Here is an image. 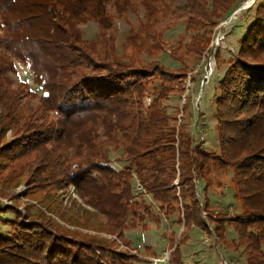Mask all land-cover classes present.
<instances>
[{"label": "trees", "instance_id": "obj_1", "mask_svg": "<svg viewBox=\"0 0 264 264\" xmlns=\"http://www.w3.org/2000/svg\"><path fill=\"white\" fill-rule=\"evenodd\" d=\"M239 2L186 0L175 9L139 0L143 19L125 38L124 61L109 35L114 16L107 5L121 18L136 8L131 0H0V195L15 201L0 207L13 215L8 235L0 234V264L142 262L124 238L129 228L143 229L150 213L136 200L134 180L182 228L168 264H184L181 247L192 227L208 236L205 243L213 236L226 246L229 226L231 249H241L246 264H264V0L213 87L215 135L205 136L215 138L218 152L189 137L186 102L179 118L165 111L174 91L184 92L187 68L139 59L163 50V20L179 10L186 35L170 54L200 61L212 29ZM91 21L98 33L84 41L79 27ZM15 61L29 67L43 94L13 84L7 72ZM110 151L127 163L122 169L111 166ZM229 171L240 212L211 215L196 181L208 189L214 173ZM19 184L42 209L18 206Z\"/></svg>", "mask_w": 264, "mask_h": 264}, {"label": "rangeland", "instance_id": "obj_2", "mask_svg": "<svg viewBox=\"0 0 264 264\" xmlns=\"http://www.w3.org/2000/svg\"><path fill=\"white\" fill-rule=\"evenodd\" d=\"M131 1L136 4V8L133 11H128L121 18L116 17L111 3L107 5L108 12L114 16L113 27L109 35L114 39L116 55L124 61L126 60L125 38L130 28H137L143 19V10L138 6L139 0ZM258 1L240 0L236 9L225 19L220 20L218 25L211 31L210 42L200 61L194 60L192 54H188L182 61L178 60L175 57L176 55L170 54L176 47L178 40L186 35L185 23L183 17L179 15V10L175 12L174 21L163 20V24L168 26L163 33V40L166 43L163 50L151 58L145 54H142L139 58L144 63H149L153 60L159 61L166 68H187L188 75L183 84L184 92L181 93L175 90L165 102V111L168 115H176L179 118L181 107L186 102L187 109L185 113L187 116L185 115L184 122L188 135L193 143L202 144L206 151L218 152L215 138H206L205 136L207 131L215 135V130L212 129L215 125V120L211 101L215 97L216 91L213 87L223 75L226 69V61L232 58L238 50V39L244 32L242 29L251 23ZM163 2L170 4L172 8L178 9L185 5L186 0H163ZM79 28L84 41L95 39L98 33L97 24L92 21L80 25ZM216 50L219 53L218 58L215 57ZM14 67V73L7 72V76L14 85L25 83L36 95L43 94L40 87L33 83L32 73L27 65L15 61ZM184 95L186 96L185 98ZM150 101V97L147 96L145 98L146 105H149ZM9 136L10 134L7 133V138ZM110 154L112 167L122 169L127 164L118 160V153L110 151ZM231 176L230 171L224 177L220 176L219 173H214L210 181L211 186L208 189L204 188L201 180L196 181L198 197L201 202H203V198L206 200L207 212L211 215L226 214L230 217H235L240 212L238 201L233 197V189L230 183ZM140 191L137 182L134 180L133 192L136 195V200L142 201L149 208L150 213L145 216L142 222L143 229L141 227L129 228L124 232V238L129 242V247L132 249L131 253L138 254L140 258L142 257V262L138 261L133 264H150L152 259H164L167 262L166 264H168L169 257L168 259L166 258L168 256L167 253H171L176 240L181 235L182 228L176 223L174 216L165 217L158 211L157 204L148 195L140 194ZM14 192L18 196L16 202L19 207H24L25 204L31 203L36 209H42V206L26 196V187L23 184H19ZM0 200L15 204V201H12L9 197L0 195ZM202 215L206 217V212L203 211ZM12 219L13 215L11 213L0 214V234L2 236L8 235L9 222ZM186 236L188 241L181 247L184 264H223V261L225 264H246V254L241 252V249L232 250L228 245L229 241L236 239V235L230 226L226 228V246L219 244L213 236H210L208 243H205L207 241L203 240L206 237L208 238V236L194 227L186 233ZM114 239L118 242L120 249H125L116 238ZM199 255L203 258H200Z\"/></svg>", "mask_w": 264, "mask_h": 264}, {"label": "built area", "instance_id": "obj_3", "mask_svg": "<svg viewBox=\"0 0 264 264\" xmlns=\"http://www.w3.org/2000/svg\"><path fill=\"white\" fill-rule=\"evenodd\" d=\"M10 203H8V201H6V200H0V206H1V208H5L6 206H8ZM208 240V238L206 237V239H204L203 241H207ZM167 259H168V257H169V253H167ZM166 264L167 262L163 259V260H160V259H152V261H151V263L150 264ZM225 264V263H224Z\"/></svg>", "mask_w": 264, "mask_h": 264}]
</instances>
